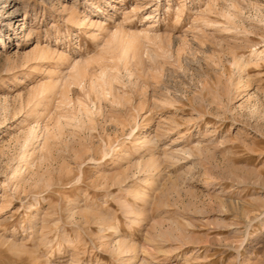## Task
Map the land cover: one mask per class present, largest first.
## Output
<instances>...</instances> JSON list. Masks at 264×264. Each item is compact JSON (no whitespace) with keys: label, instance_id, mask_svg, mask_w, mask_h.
<instances>
[{"label":"rangeland","instance_id":"obj_1","mask_svg":"<svg viewBox=\"0 0 264 264\" xmlns=\"http://www.w3.org/2000/svg\"><path fill=\"white\" fill-rule=\"evenodd\" d=\"M254 50L264 0H0V264H264Z\"/></svg>","mask_w":264,"mask_h":264},{"label":"bare ground","instance_id":"obj_2","mask_svg":"<svg viewBox=\"0 0 264 264\" xmlns=\"http://www.w3.org/2000/svg\"><path fill=\"white\" fill-rule=\"evenodd\" d=\"M219 24V23H218ZM222 25V24H221ZM116 32H118V31H116ZM115 32V33H116ZM113 34V36H112V38L113 37H115V38H119L120 39V36H117V34ZM137 34V33H136ZM145 35L147 36V37H150V35H149V33H145ZM156 36H159L158 34H156ZM135 37V34L132 36V38H134ZM128 45H130V46H132V45H134V41L133 40H131L130 42H129V44ZM253 54L254 53H256V54H263L264 55V51L263 50H254V52H252ZM251 56V55H250ZM237 57V56H236ZM234 64L235 65H237L238 67H240V65H241V63H240V57L238 58V59H236V58H234ZM240 76V75H239ZM172 130V129H171Z\"/></svg>","mask_w":264,"mask_h":264}]
</instances>
